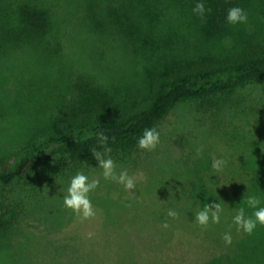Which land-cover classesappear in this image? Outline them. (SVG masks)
<instances>
[{"label": "trees", "instance_id": "trees-1", "mask_svg": "<svg viewBox=\"0 0 264 264\" xmlns=\"http://www.w3.org/2000/svg\"><path fill=\"white\" fill-rule=\"evenodd\" d=\"M198 2L0 0V80L6 70L16 88L29 78V94L40 88L42 79L59 86L42 106H33L0 81V118L7 119L3 130L10 137L8 144L0 145V185L15 184L16 196L23 201L52 183L63 200L71 178L97 163L90 151H103L97 133L109 138L110 157L122 160L144 130L155 129L175 107L194 102L202 111L217 114L227 97L264 81V0H203L211 9L204 18L193 13ZM237 6L248 21L230 25L227 11ZM124 65L145 74L140 96H134L135 86L125 85L119 73V66L128 70ZM68 85L74 93L67 104ZM236 117L215 121L208 136L218 159L227 160L222 171L214 170L213 163L194 174L178 173L177 167L151 170L136 183L132 196L114 194L109 181L105 190L98 187L89 193L92 204L114 228L124 229V222L149 226L153 245L168 243L177 231H184L232 257L223 264H264V227L257 225L249 237L233 225L232 243L222 239L236 215L229 194L254 184L255 171L241 163V156L254 153L264 162V96ZM258 180V188L264 186V179ZM216 202L223 207L221 222L207 230L197 227L196 213ZM128 208L130 216L125 215ZM170 209L177 218L167 216ZM165 221L167 229L161 227ZM77 258L73 264H103L92 253ZM118 261L113 264H179L128 263L126 256Z\"/></svg>", "mask_w": 264, "mask_h": 264}, {"label": "rangeland", "instance_id": "rangeland-1", "mask_svg": "<svg viewBox=\"0 0 264 264\" xmlns=\"http://www.w3.org/2000/svg\"><path fill=\"white\" fill-rule=\"evenodd\" d=\"M76 65L73 64L74 70L77 69ZM124 66L128 70L125 71L124 67L119 66V73L123 74L127 83L125 85L135 86L137 91L135 90L134 96H140L146 86L145 74L133 66ZM52 70L59 72L60 68L53 65ZM2 75L1 86L9 92L22 94V99L28 100L33 106H38L39 103L42 106L48 93L52 95L58 92L59 86L54 84V80L48 83L42 79L40 88H33L29 94V78L16 88L10 71H2ZM65 89L67 101L64 103L68 104L74 90L69 85ZM260 96H264V81L252 83L235 95L227 97L223 108L217 114L202 111L194 102L175 107L155 128L160 139L156 149L141 150L136 144L133 152L125 155L122 160L112 158L117 165V172L126 169L130 176L143 173L145 179L151 170L167 172L177 167L178 173L194 174L218 159L208 140L213 129L212 124L219 120L226 122L238 118V112L246 110ZM214 110L216 112V108ZM1 118L0 145L8 144L10 139L3 130L9 123L5 117ZM197 149H200L199 157ZM240 161L255 171L254 184L236 188L235 192L229 194V203L233 210L243 207L246 215H252L256 209L248 207V196L255 195L260 200L257 207H264V186H257L262 184L258 178L264 179V162L254 153L242 155ZM80 171L90 180L99 178V187L104 190V185L110 181L109 189L114 194L121 191L125 197H130L135 192L134 189L126 191L122 185L103 179L97 163L83 167ZM138 181L141 180L137 179L136 183ZM55 185L43 184L34 198H24L23 201L16 196L15 184L0 185V212L3 218V228L0 231V264H73L80 255L88 258L91 253L96 254L103 264L119 263L118 259L123 256H126L128 263L132 259L141 263L171 261L179 264H223V260L232 261L229 255L184 231H177L174 239L168 243L153 245L156 241L149 226L139 228L135 224L124 222V229L114 228L111 219L104 216L97 205H93L97 212L96 217L80 223L70 210L63 208V200L59 199ZM132 213L128 208L125 215L130 216ZM89 232L94 234L91 239L87 237Z\"/></svg>", "mask_w": 264, "mask_h": 264}, {"label": "clouds", "instance_id": "clouds-1", "mask_svg": "<svg viewBox=\"0 0 264 264\" xmlns=\"http://www.w3.org/2000/svg\"><path fill=\"white\" fill-rule=\"evenodd\" d=\"M206 12H211L210 8H206L203 0L196 3L193 13L204 18ZM248 21L247 13L240 7H231L227 11L226 22L230 25L244 24ZM97 140L100 148L90 149L92 156L97 161L98 167L101 169L100 175L105 180H111L123 186L126 191L133 190L136 187V180H143V173H137L136 176H130L126 169L117 172V165L114 163L109 153L112 149L108 146V137L104 133H97ZM159 133L154 128L145 129L142 136L137 141V147L141 150L154 151L159 145ZM200 155V149H197V157ZM227 160L217 159L213 162L212 167L216 171H222L226 166ZM100 185V179H89L83 173L75 174L67 188V194L63 197V208L70 210L79 220L80 223L94 219L97 212L89 198V193L97 189ZM246 203L248 207L256 209L251 216H246L243 207L237 209L236 215L232 218V223L228 225V230L224 233L222 239L226 245L232 243L231 229L235 225L237 232L243 231L251 235L257 228V225L264 227V207H257L260 200L255 195L247 197ZM223 207L220 202L205 204L203 209L195 215L196 226L202 230H207L210 224H219L221 222V214ZM167 216L173 219L178 217V213L174 210H168ZM163 229H167L169 224L167 221L161 224ZM94 234L89 232L87 237L92 238Z\"/></svg>", "mask_w": 264, "mask_h": 264}]
</instances>
